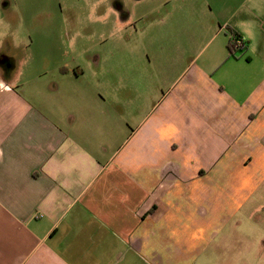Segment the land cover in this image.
<instances>
[{
  "label": "crops",
  "instance_id": "obj_1",
  "mask_svg": "<svg viewBox=\"0 0 264 264\" xmlns=\"http://www.w3.org/2000/svg\"><path fill=\"white\" fill-rule=\"evenodd\" d=\"M160 6L125 72L0 42V264L260 263L264 0Z\"/></svg>",
  "mask_w": 264,
  "mask_h": 264
},
{
  "label": "rangeland",
  "instance_id": "obj_2",
  "mask_svg": "<svg viewBox=\"0 0 264 264\" xmlns=\"http://www.w3.org/2000/svg\"><path fill=\"white\" fill-rule=\"evenodd\" d=\"M163 1L0 0V42L2 45L12 42L28 48L14 56L17 63L28 58L30 48H41L40 59L46 54L58 61L73 57L79 63L87 56H100L103 72L110 71L114 59L125 72L121 62L127 64L124 59H132L133 55L132 48L123 43L134 41L135 33L131 28L140 32L146 28L149 19L145 17L142 21V17L151 10H154L152 17L161 15ZM128 18L131 19L129 23ZM142 36L140 34V41L135 42L139 48V44L144 42ZM134 55L147 62L142 50L134 51ZM259 259V264H264V254Z\"/></svg>",
  "mask_w": 264,
  "mask_h": 264
},
{
  "label": "trees",
  "instance_id": "obj_3",
  "mask_svg": "<svg viewBox=\"0 0 264 264\" xmlns=\"http://www.w3.org/2000/svg\"><path fill=\"white\" fill-rule=\"evenodd\" d=\"M230 36H231V39H230V42L228 43V48H229L231 54H235L238 50L244 49V47L241 48V47H237L235 45V40H236V38H238L237 35L232 33Z\"/></svg>",
  "mask_w": 264,
  "mask_h": 264
},
{
  "label": "built area",
  "instance_id": "obj_4",
  "mask_svg": "<svg viewBox=\"0 0 264 264\" xmlns=\"http://www.w3.org/2000/svg\"><path fill=\"white\" fill-rule=\"evenodd\" d=\"M244 44H245V42H244V40L241 37L236 38L235 45L237 47L243 48L244 47Z\"/></svg>",
  "mask_w": 264,
  "mask_h": 264
}]
</instances>
